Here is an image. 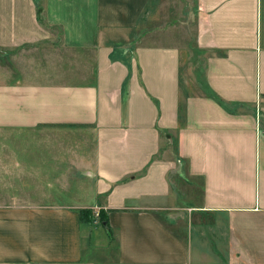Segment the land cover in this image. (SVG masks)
<instances>
[{"label": "crops", "instance_id": "0c3cea01", "mask_svg": "<svg viewBox=\"0 0 264 264\" xmlns=\"http://www.w3.org/2000/svg\"><path fill=\"white\" fill-rule=\"evenodd\" d=\"M195 1L179 45L163 0H0V140L52 145L0 164V264H264V0Z\"/></svg>", "mask_w": 264, "mask_h": 264}, {"label": "rangeland", "instance_id": "374dc122", "mask_svg": "<svg viewBox=\"0 0 264 264\" xmlns=\"http://www.w3.org/2000/svg\"><path fill=\"white\" fill-rule=\"evenodd\" d=\"M196 1L195 0H163V20H167V15H170V21H172V29H173V23L176 25V32L177 36L174 37L175 40L179 45H183L184 42L193 43V35H194V28H195V20L196 15H194V12L196 11ZM165 22H162L164 26ZM159 39H171L170 36L164 35L161 33V36H159ZM195 54V51H193L192 58L190 61L191 69H193L192 59L193 55ZM194 74V73H193ZM3 133L2 135H4ZM10 135V140H6L5 142H1L0 140V159L2 160L0 164H6V167L13 168L16 165H14L16 162H19L21 167L24 165V162L27 166L31 165V168L34 172H41L43 170V167L46 165H49L48 161L42 160L47 153L48 148H52V145L39 142L38 140L27 141L26 139L29 138H43L45 135H42V133L38 130L36 132L33 131H21V132H14V133H8ZM176 133L170 132L162 135V142L161 146L164 150H167V152L170 151V143H172V150L176 147L175 142ZM15 139V140H12ZM170 148V149H169ZM52 151V150H51ZM28 156V157H27ZM7 158V159H6ZM177 175H171V184L173 188L178 185V179ZM3 184L0 183V185ZM18 186H12V187H5L0 188V191H3V199L9 200L12 196H14V193L16 191V188ZM20 190V189H18ZM20 194V193H19ZM66 200L60 198V200H63L64 202L69 201L68 195L65 196ZM59 198V197H58ZM89 247V245H87ZM98 244L96 241H91V248L92 250L97 253H101L103 250L100 247H97ZM96 254H94L95 256ZM93 256V255H92ZM93 256V257H94Z\"/></svg>", "mask_w": 264, "mask_h": 264}, {"label": "trees", "instance_id": "16d2710c", "mask_svg": "<svg viewBox=\"0 0 264 264\" xmlns=\"http://www.w3.org/2000/svg\"><path fill=\"white\" fill-rule=\"evenodd\" d=\"M39 19L42 23H45L43 17L40 15V12H39ZM199 76H200V73H199ZM212 98H214L216 101H218L219 103L221 104H225L226 101L219 95H217L215 92L211 91V94ZM168 133L167 131H161L160 134L161 136L163 134H166ZM175 142H176V147L175 149L172 150V143L169 142L170 144V152L173 156V158H175L177 160V162L181 165L182 163L185 164V160L179 155V140H178V134L176 133V137H175ZM156 158V156L154 157ZM79 211V219L80 221H92L94 218V212H93V209L92 208H80L78 209ZM97 218H98V221H107V214H106V211L103 210V209H99L98 210V215H97Z\"/></svg>", "mask_w": 264, "mask_h": 264}, {"label": "built area", "instance_id": "2783aa9c", "mask_svg": "<svg viewBox=\"0 0 264 264\" xmlns=\"http://www.w3.org/2000/svg\"><path fill=\"white\" fill-rule=\"evenodd\" d=\"M94 216L97 217L98 215V208H93Z\"/></svg>", "mask_w": 264, "mask_h": 264}]
</instances>
